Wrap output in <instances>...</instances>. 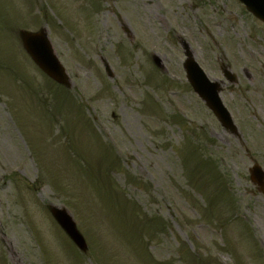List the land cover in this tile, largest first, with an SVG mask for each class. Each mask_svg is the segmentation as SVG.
Wrapping results in <instances>:
<instances>
[{"label":"rangeland","instance_id":"374dc122","mask_svg":"<svg viewBox=\"0 0 264 264\" xmlns=\"http://www.w3.org/2000/svg\"><path fill=\"white\" fill-rule=\"evenodd\" d=\"M77 1L0 0V264H264V27L236 0ZM42 28L68 88L23 52L18 30ZM181 40L237 137L187 85Z\"/></svg>","mask_w":264,"mask_h":264},{"label":"water","instance_id":"95a60500","mask_svg":"<svg viewBox=\"0 0 264 264\" xmlns=\"http://www.w3.org/2000/svg\"><path fill=\"white\" fill-rule=\"evenodd\" d=\"M250 12H252L258 19H261L264 22V0H240ZM22 43L30 54V56L34 59L39 67L44 70L47 74H49L54 79L59 82H64L62 72L60 71V66L58 65L54 56H52L51 51L49 50V45L46 40V36L44 33L40 34H28L21 33ZM185 71L189 82L191 83L194 91L199 95L210 107V109L215 113L218 117L219 122L221 124L234 131V127L232 121L227 115V112L224 110L222 105H220V101L217 97L218 87L217 84H209L203 75L202 71L198 68V66L192 61V59H188L185 63ZM253 178H260L257 175L255 169L252 170ZM54 216L58 220V222L62 225V228L68 233L70 238L79 246V248L83 249L84 243L82 239L78 236V233L75 231L74 225L70 221V219L64 213H58L57 210L54 212Z\"/></svg>","mask_w":264,"mask_h":264}]
</instances>
